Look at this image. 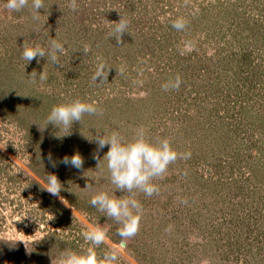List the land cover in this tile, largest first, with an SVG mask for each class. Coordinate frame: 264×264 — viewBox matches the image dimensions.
I'll return each instance as SVG.
<instances>
[{
    "label": "rangeland",
    "instance_id": "1",
    "mask_svg": "<svg viewBox=\"0 0 264 264\" xmlns=\"http://www.w3.org/2000/svg\"><path fill=\"white\" fill-rule=\"evenodd\" d=\"M6 2L0 0V264H52L64 250L82 252L89 245L81 233L91 225L109 227L98 256L118 246V225L89 203L95 192L114 188L90 139L116 131L131 140L140 127L150 142L167 138L191 158L153 181L158 195L136 193L140 230L117 264H264V0H76L75 11L70 0H44L38 20L30 7L13 12ZM121 16L129 27L117 44L109 33ZM178 17L188 21L183 31L171 26ZM52 39L66 50L62 66L22 58L25 46L47 48ZM101 62L107 81L93 83ZM34 71L47 80H33ZM177 76L179 90L164 91ZM77 99L95 103L102 115L85 114L59 132L51 124L40 130L53 106ZM77 153L82 170L60 163ZM48 174L63 185L67 206L43 190Z\"/></svg>",
    "mask_w": 264,
    "mask_h": 264
},
{
    "label": "clouds",
    "instance_id": "2",
    "mask_svg": "<svg viewBox=\"0 0 264 264\" xmlns=\"http://www.w3.org/2000/svg\"><path fill=\"white\" fill-rule=\"evenodd\" d=\"M189 3L190 0H184L185 6ZM4 7L13 12H19L30 7L33 12V19L38 20L39 10L45 9V3L44 0H7ZM69 7L75 11L78 8L76 0H70ZM187 23L188 21L184 17H178L172 21L171 26L177 31H183L187 27ZM128 27L129 21L121 16L119 21L115 22L114 28L109 33V38H115L117 44H120L122 36L128 33ZM89 50V46L85 45L84 54H87ZM65 51L62 43L52 39L47 48L40 45L25 46L22 58L28 63L34 59L39 63V58H47V62L52 65L62 66L61 56L65 54ZM108 72L109 68L104 63H98L92 76L93 83H97L98 77L101 78L100 83L107 81ZM122 72L123 70H121V74ZM36 78L41 81L47 80V73L43 71L37 74L34 71L32 79L35 80ZM181 83V78L177 76L174 82L169 81L163 84L162 89L164 91L179 90ZM85 114L102 115V110L95 103H87L77 99L70 103L53 106L46 118L45 126L42 128L38 126L43 131L51 124L59 132L63 129L72 128L75 122L80 123ZM65 135L56 134V138L60 139ZM90 141L97 145V151L94 153V158L97 159V167L101 165L103 160H106L109 179L114 188L111 194L107 191L95 192L89 203L107 220H112L118 225L116 234L120 237V243L104 252L102 256H98L96 249L108 241L109 227L91 225L81 233L89 247L82 252L64 250L56 258H52V264H117L121 249L140 230L143 209L140 201L136 199V193H143L147 197L158 195L159 187L153 181L163 179L169 166L178 159L191 158V152H178L171 146V142L167 138H162L156 143L150 142L146 139V130L143 127L136 130L131 140H126L116 131L111 132V134L103 131V135H101V131H96L94 138ZM106 146L108 151L103 159H100L99 152ZM48 160L52 167H56V161L52 160L51 156L48 157ZM60 163L82 170L84 160L77 153L71 157L65 156ZM91 187L92 185L89 183L85 188ZM43 190L54 197H58L67 206V201L60 196L63 185L55 174L46 176V186L43 187ZM117 191L122 194L127 193V195L118 197L115 194ZM186 202L182 201V203ZM19 241L24 242L25 249L28 251L27 243L24 240Z\"/></svg>",
    "mask_w": 264,
    "mask_h": 264
}]
</instances>
